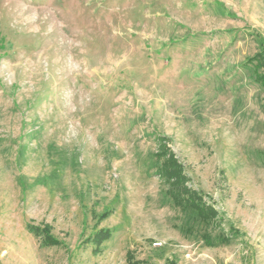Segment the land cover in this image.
Returning <instances> with one entry per match:
<instances>
[{
	"label": "rangeland",
	"instance_id": "1",
	"mask_svg": "<svg viewBox=\"0 0 264 264\" xmlns=\"http://www.w3.org/2000/svg\"><path fill=\"white\" fill-rule=\"evenodd\" d=\"M263 49L264 0H0V264H264Z\"/></svg>",
	"mask_w": 264,
	"mask_h": 264
},
{
	"label": "trees",
	"instance_id": "2",
	"mask_svg": "<svg viewBox=\"0 0 264 264\" xmlns=\"http://www.w3.org/2000/svg\"><path fill=\"white\" fill-rule=\"evenodd\" d=\"M249 63L253 64L255 68L264 66V49L260 54H258L254 59H250ZM256 81L259 85L264 89V74H257ZM171 158V157H170ZM163 177L167 178V180H171L174 183L173 189H171L170 194L174 200V202L179 205V207L190 211L197 215V217L207 226L216 225L218 222V213L217 211L210 205H208L204 196L199 192L189 189L185 186L184 182L186 181V177L182 175L181 167L172 159H165L163 161ZM181 172V173H180ZM183 181V182H182ZM31 232H33L36 236H45V244L46 245H58L59 242L54 239L49 230L46 228H31ZM235 234V233H233ZM111 233L109 231H104L102 233H98L94 236L95 242L100 246L110 239ZM205 240L207 243L210 241V236L206 235ZM229 236L221 235L218 237V241L228 243ZM135 264V263H134Z\"/></svg>",
	"mask_w": 264,
	"mask_h": 264
}]
</instances>
